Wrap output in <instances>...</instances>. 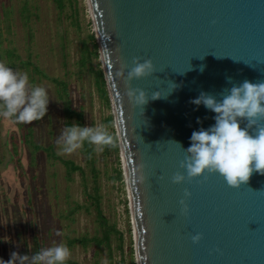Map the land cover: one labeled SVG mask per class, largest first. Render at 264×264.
I'll return each mask as SVG.
<instances>
[{"label": "water", "instance_id": "95a60500", "mask_svg": "<svg viewBox=\"0 0 264 264\" xmlns=\"http://www.w3.org/2000/svg\"><path fill=\"white\" fill-rule=\"evenodd\" d=\"M86 1L128 193L135 264H264V175L254 172L239 189L207 173L171 183L174 173L183 174L181 146L215 123V113L190 101L201 92L220 100L245 80L264 82V0ZM135 57L155 68L130 84L148 95L143 109L129 103L119 75ZM154 92L159 99H151ZM185 189L187 215L179 204ZM197 233L202 239L193 244Z\"/></svg>", "mask_w": 264, "mask_h": 264}, {"label": "rangeland", "instance_id": "374dc122", "mask_svg": "<svg viewBox=\"0 0 264 264\" xmlns=\"http://www.w3.org/2000/svg\"><path fill=\"white\" fill-rule=\"evenodd\" d=\"M92 34L94 28L86 0H64L62 12L51 0H0V62L13 71L27 72L30 83L45 87L50 99L46 116L32 124L19 125L0 117V259L4 261L13 252L32 255L41 248L66 244L65 237L96 234L93 209L77 213L74 223L60 217L74 202L89 205L83 188L85 185L92 194L94 181L81 149L71 155L59 151L57 140L66 126L64 104L56 86L35 72L38 69L49 79L66 84L72 108L82 109L84 127L101 123L108 126L111 106L101 97L94 76L79 63L83 47L92 49L89 39ZM8 52L13 57L9 58ZM23 62L31 67L26 69ZM98 64L100 60L92 58L86 67L95 69ZM29 128L33 144L52 147L56 156L74 162L84 174L75 173L68 182L58 161L34 151L28 142ZM108 129L111 133L109 126ZM118 164L122 169L120 152L95 150L103 213L123 233L122 249L114 238L110 252L105 247L97 251L91 246L83 249L76 245L68 247L71 251L68 260L78 264H129L131 219L126 214L125 202L127 209L129 202L124 176L122 183L114 180Z\"/></svg>", "mask_w": 264, "mask_h": 264}, {"label": "clouds", "instance_id": "9594fccd", "mask_svg": "<svg viewBox=\"0 0 264 264\" xmlns=\"http://www.w3.org/2000/svg\"><path fill=\"white\" fill-rule=\"evenodd\" d=\"M131 63L127 74L122 71L119 75L124 78L129 103L143 109L148 103V95L130 84L133 80L152 76L155 68L151 59L141 62V58L135 57ZM221 95L222 99L217 100L215 96L201 92L190 101L196 106L202 104L215 113V123L207 130L201 128L193 131L187 149L179 144L185 153L179 164L183 174L180 171L174 173L172 184L191 182L207 173L218 174L229 187L239 189L249 182L254 172L264 175V82L245 80L224 90ZM159 98L158 92L152 93V100ZM49 100L46 88L31 84L27 72L13 71L0 62V117L17 124H32L46 116ZM241 120L247 121L243 128L240 126ZM249 129H253V134ZM85 142L96 151L116 147L117 143L103 123L85 127L73 123L64 127L57 140L59 151L66 155L80 150ZM142 168L143 165L140 166ZM137 171L134 170L133 176L143 182V174L137 176ZM190 197L191 193L185 189L179 201L183 215L189 211L186 200ZM201 239L199 233L191 236L193 244H198ZM70 257L71 251L67 245L59 243L41 248L32 255L13 252L8 261L0 259V264H66Z\"/></svg>", "mask_w": 264, "mask_h": 264}, {"label": "trees", "instance_id": "16d2710c", "mask_svg": "<svg viewBox=\"0 0 264 264\" xmlns=\"http://www.w3.org/2000/svg\"><path fill=\"white\" fill-rule=\"evenodd\" d=\"M51 1H53L56 8L60 12L63 11L64 0H51ZM24 12H26V9L24 10ZM89 39L92 44V49L90 51V49L87 46L83 47V51H82L79 63L82 68H87L88 71L94 76V81L97 86V89L99 93L101 94V97L103 98V100L109 106L110 102L108 98V92H107L106 83L104 80L103 71L101 69V64H98L95 69L90 65H89V68L86 67L88 64H90L92 58H94L95 60L99 59L98 45L96 43L94 34H92L89 37ZM7 56L9 58L13 57L12 52H8ZM22 65H24L26 69L31 67V64L28 62L26 63L23 62ZM35 72L39 77L47 79L48 81H50L52 84L56 86L58 97L64 104L63 114L66 119V126H71L73 123H75L81 127H84L82 109L72 108L71 102L67 94L68 92H67L66 84L63 82H60L57 79H49L48 77L43 75L40 71H38V69H35ZM106 122L111 129V133L115 136L117 143H116V147H105L104 151L105 153H107L109 152L110 149H112L115 151V153L118 154L119 145H118V140H117L115 130H114L113 116L109 115ZM28 131L29 132L27 134L28 135L27 137L30 138V140L28 141L27 139V141L34 148V151L45 153L48 160L58 161L65 170V173H66L65 177L68 182L72 181V176L75 173H79L80 175L84 174L83 169L80 166L76 165L74 162L63 160L60 157L56 156L52 147L42 148L38 145L33 144L31 128H29ZM81 154L86 158V161L90 167V172L92 174V178L94 181L93 193L92 194L88 193L87 187L84 185V188H83L84 198H85V202L88 203L89 205L85 206L82 204H78L77 202L76 203L74 202L73 205L69 207L65 215H62L60 217L61 219H64L70 223H74L75 215L77 213H80L83 210L86 213H89L90 209H93L95 212V223L97 225V231H96V234L92 237L83 236L80 238H72V239H70L69 237H65L66 245L69 248H72L78 245L83 249H87L88 247L91 246V247L96 248L97 251L105 247L110 252L111 240L114 238L119 243L118 247L121 250L122 245H123V239H124L123 233L117 229L116 223H112L109 220V218H107L103 213L102 196L100 194V187L98 186L99 174L95 168V148L89 145L87 142H85L84 146L81 148ZM114 180H116L119 183H122L123 181V174H122V169H121L120 164H118V169L116 170V176ZM125 206H126V214L128 215L129 213L127 209V202H125ZM128 235L129 237L131 236V229H130L129 224H128ZM129 240H130V250H129L130 262L129 264H135L133 244H132L131 237L129 238ZM109 258L111 259V256H109ZM121 262L123 263L124 260L121 259ZM66 264H78V263L67 260Z\"/></svg>", "mask_w": 264, "mask_h": 264}]
</instances>
